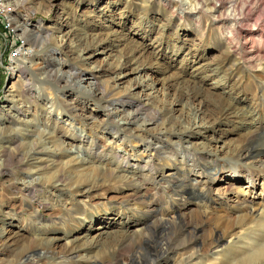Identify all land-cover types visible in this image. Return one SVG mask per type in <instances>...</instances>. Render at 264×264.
I'll return each mask as SVG.
<instances>
[{
	"label": "rangeland",
	"instance_id": "rangeland-1",
	"mask_svg": "<svg viewBox=\"0 0 264 264\" xmlns=\"http://www.w3.org/2000/svg\"><path fill=\"white\" fill-rule=\"evenodd\" d=\"M173 1L175 5L166 8L159 0H0V7L9 10L0 9V128L16 127L28 155L25 173L6 170L0 176V264H103L110 251L107 241L140 236L149 225L158 228L161 240L168 239L181 221L197 215L209 226L200 237L219 232L223 244L217 250L195 248L196 255L189 260L184 234L173 236L177 251L170 264H215L222 258L229 262L264 247V155L255 160L236 155L247 139L264 141V0H211L212 5L199 14L192 13L195 0ZM211 8L219 13H209ZM218 16L227 20L217 21ZM62 18L65 25L60 24ZM18 23L30 32H48L51 43L30 47ZM76 39L89 48L81 67ZM47 46L108 95L130 96L149 112L162 113L164 126L149 128L146 136L168 131L164 142L180 147L185 162H165L141 142L122 139L116 130L102 132L98 127L110 122L106 111L93 103L82 104L80 94H65L43 80ZM120 63H127L122 72H107ZM17 65L27 66L25 75L12 76ZM25 82L35 92L31 109L12 97L19 95ZM185 88L200 91L201 99L182 101ZM62 101L78 104L83 121L63 118L58 104ZM121 105L116 100L111 107ZM199 109L206 114V120L197 122L207 124L202 134L194 133L184 141L171 134L184 119H192L183 125L191 128L192 114ZM51 125L68 136L74 131L76 137L66 143L71 142L75 150L65 156H33L30 148L39 139L37 131L48 133ZM79 147L90 151L85 164ZM187 148L207 149L212 154L210 165L200 162L194 167L185 155ZM15 149L9 138L0 140V166L1 156ZM149 156L154 157L150 159L154 167L145 163ZM62 168L75 177L92 174L96 168L112 169L119 178L102 189L92 187L93 180L57 184L54 173ZM182 178L181 187L174 184ZM21 179L40 185L32 202L24 197ZM142 180L151 185L153 198L165 201L155 212L143 204L147 199H138L129 190L139 189ZM14 182L19 189L10 193ZM246 217L243 228L240 224L226 232L219 228L225 219L238 222ZM8 236H16L14 249L6 244ZM40 245H50L54 258L44 257V251L20 258L22 250ZM70 247H95L88 257L96 263L83 261L87 258L83 252L72 261L58 258ZM161 249L166 247L157 249L156 256L163 254Z\"/></svg>",
	"mask_w": 264,
	"mask_h": 264
},
{
	"label": "bare ground",
	"instance_id": "bare-ground-1",
	"mask_svg": "<svg viewBox=\"0 0 264 264\" xmlns=\"http://www.w3.org/2000/svg\"><path fill=\"white\" fill-rule=\"evenodd\" d=\"M44 1V0H43ZM49 3H53L56 0H47ZM196 4L194 10L192 13L199 14L204 13L203 9L208 8L212 5L211 0H195ZM24 1L21 3L23 4ZM46 2V1H45ZM19 3V4H21ZM160 5H163L164 7H171L174 4L173 0H159ZM19 4H15L19 6ZM3 6V5H2ZM7 7L10 8V6L7 4ZM0 9H2L0 7ZM5 13L9 10H4ZM207 10V9H206ZM208 11V10H207ZM209 13H219L218 9L212 8L209 10ZM218 20H223L225 22L224 17L218 16ZM62 25H65L66 20L61 19ZM13 23L16 21L13 20ZM216 21V22H217ZM17 29L22 33L23 39L26 41V44L31 46H38L41 44V46H45L51 42L50 37L48 35V32H37L32 30L31 32L27 30V28L23 25L17 24ZM37 29V28H36ZM40 30V28H38ZM77 42V48L75 51V54L78 55L77 60L79 61L78 66H82V62L85 61L83 57H85L86 53L88 52L89 48L86 46V43L81 39H76ZM246 43V42H245ZM248 44V43H247ZM86 46V47H85ZM43 49V48H42ZM51 46H47L46 50L43 52L47 58L45 59V66L41 69V74L44 78V81H48L53 83L55 86H57V89L59 88L61 92L65 94H70L74 92L76 95L80 94L78 97V100L82 104H89L93 103L94 105H97L101 107L104 111L108 113V117L110 118V122L106 124L105 126L102 125L101 127H98L102 132H106L108 130H116L121 136L122 139L129 137L130 139H133L136 143L141 142V144L144 145V147L151 150L153 153V156H162L163 160L165 162L167 161H181L185 162V159L183 158V150L180 147H174L169 146L164 142L165 136L169 135L168 131L158 132L156 135H148V129L153 126H164L165 121H162V113H159L156 111V109L149 112L151 109L145 108L143 104H141L139 101H134L131 99L130 96H124L120 97L118 99H115L113 96L108 95L105 93L100 87L97 86L96 83H88L87 77L85 76L84 72L81 69H78L77 66L73 63H64L60 58H57L55 55V52L51 49ZM40 50V49H39ZM39 53V52H38ZM75 54H72L71 56H76ZM81 61V62H80ZM75 63V62H74ZM21 64V63H19ZM23 64V63H22ZM121 65H118L116 67H110L107 72H110L112 74L122 72L126 67L127 63H120ZM19 65L14 66L12 68L13 73L12 76L15 74H21L25 75L26 67L22 66L18 67ZM29 68V67H28ZM87 83V84H86ZM142 86V84H139V86ZM19 95H12L13 99L18 97L22 105L28 106L29 109H31L32 103L30 102V98H32L35 95L34 89L31 84H28L27 82L22 83V86L20 88ZM182 101H186L189 103H194L195 101H198L201 99V93L200 91L192 88H185L181 93ZM118 101L120 104V108H112L111 106L114 105L115 101ZM88 101V102H87ZM193 101V102H191ZM34 104V103H33ZM61 107V115L63 118L69 119L71 122H81L83 121L82 115L78 112V104L73 105L72 103H69L68 101H62L61 103H58ZM130 110V112H128ZM224 111V110H222ZM128 112V113H127ZM166 112V110H165ZM106 113V114H107ZM205 113L200 110H195L192 114L195 123L194 125H191V128L184 129V124H188L192 122L191 120L184 119L182 122L179 123L178 127H175L173 132L171 134H175L177 137L182 139L183 141L187 138H193L194 133L200 132L202 134V131H204V127H206L207 124L204 125H198V121H201L205 119ZM122 117L121 121H117V118ZM15 118V117H13ZM58 119V118H57ZM193 120V121H194ZM206 120V119H205ZM214 120V119H212ZM169 122V119L167 120ZM13 123V122H12ZM172 123V122H171ZM201 124V123H200ZM13 125V124H11ZM190 127V126H188ZM50 130H48V133L46 131H37V136L39 139L37 140V143L34 144L30 148V153L32 155H38L41 153H59L60 156H65L67 152L72 150H75V146L68 144L66 141L72 137H76L74 134V131L70 133V136L63 134L60 132L56 127H53L52 125L49 126ZM56 133V138L53 136V134ZM4 138H9L11 143L15 146L14 153H4L1 156V159H3V164L0 166V176L5 174L6 170L11 171H20V172H26V167L28 166L27 160V152L25 149H23L22 143H20L18 139V131L16 127L9 126L7 128H0V140H3ZM71 141V140H70ZM71 146V147H70ZM79 156L80 154L85 155V157H82L81 164H85L87 160L90 158V151L83 150V147H79ZM185 155L189 154L188 160L193 164L194 167H198L199 163L202 162L205 165H210L212 154L207 150L203 148H199L197 150L192 151V149H184ZM31 155V156H32ZM238 158H242L245 160H255L260 159L261 155H264V141L256 138H249L245 141V143L240 147L237 154ZM154 157L149 156L146 160L147 166L154 167L152 164V161L150 159H154ZM94 172L90 174V171L86 174H82V176H73L70 173H67L65 169H58L54 174V179L56 180V183L61 184H76V185H82L86 184L87 182L93 180L91 182L92 187L102 189L103 186L110 185L112 183H116L119 176L114 174V171L112 169L108 170H102L99 168L93 169ZM17 173V172H16ZM14 174V172L12 173ZM19 174V173H18ZM20 175V174H19ZM16 176V175H15ZM28 176V175H27ZM26 176V177H27ZM21 178V177H20ZM19 179V178H18ZM24 179V178H23ZM25 180V179H24ZM27 180V179H26ZM19 181H22L19 180ZM29 181V180H28ZM25 188V199H29L31 202L34 200V193L39 188V183L37 181L31 180L29 182L22 181L21 182ZM90 183V182H89ZM118 183V182H117ZM121 183H125L121 181ZM182 183H184V179H175L174 184L179 185V187L182 186ZM23 187V186H22ZM188 188V187H186ZM19 189V185L15 184V182L10 187L9 192L11 191H17ZM92 188L88 189L87 192H89ZM133 192V195L138 197V199H147L143 204L146 208L153 210L155 212L160 205L164 204L165 201H162L158 198H153L151 195V185H146L145 182L142 180L140 188H132L129 189ZM186 190V189H184ZM23 191V190H22ZM1 201V200H0ZM149 201V202H148ZM248 217H246L244 220L238 221L237 219L234 221L230 220H224L219 223V228L223 231H231L235 228L236 224H240V226L243 228L247 226ZM146 225L148 222L145 223ZM69 227H72L73 224H69ZM207 229H209V226L206 225L205 219L202 218L201 215L194 216L190 218V220L187 221H181L178 224V227L176 231L173 232L172 236L168 239L161 240L160 239V232L158 231V228H152L151 225L147 226V232L137 236V237H130V238H115L112 240H109L106 242V245L109 247L110 251L106 255L105 259L103 260V264H170V257L173 255L177 248L173 245V236L178 237L179 234L183 233L185 236L184 245L189 251L186 253L190 257L188 258L193 259L196 255L195 248H198L200 246H207L211 248L212 250H217L221 247L224 241L222 237L220 236L219 232H214L206 237L202 238L200 237V233L206 232ZM71 231V230H70ZM248 230L246 229L245 232ZM166 237V236H164ZM6 244L9 246V248L14 249L16 246V236L7 237L6 238ZM3 242V240H0V244ZM45 245V244H44ZM40 245L34 248H28L25 250H22V253L20 255L21 257H28L30 255H35L38 252L44 251V257H51L54 258L55 254L51 251L52 247L50 245L44 246ZM161 246H165L166 250H162L161 256H156L158 254V250ZM95 247H90L86 249H80L77 247H70L65 251V253L58 258H63L68 261H72L75 258L82 257L81 252L86 254L87 258H85L83 261L88 263H96L95 260L92 257H88L91 253L96 251L97 249H94ZM82 250V251H81ZM161 250H159V253H161ZM12 251V250H11ZM226 251V249H225ZM41 255V254H40ZM163 259V260H162ZM102 260V259H101ZM162 260V261H161ZM183 264H188V262H184ZM191 264V263H190ZM215 264H264V247L259 248L256 253L249 254L244 256L243 258H235L233 261H227L226 259L222 258L221 261H217Z\"/></svg>",
	"mask_w": 264,
	"mask_h": 264
},
{
	"label": "trees",
	"instance_id": "trees-1",
	"mask_svg": "<svg viewBox=\"0 0 264 264\" xmlns=\"http://www.w3.org/2000/svg\"><path fill=\"white\" fill-rule=\"evenodd\" d=\"M1 27H4L3 25H1ZM3 29V28H2Z\"/></svg>",
	"mask_w": 264,
	"mask_h": 264
}]
</instances>
